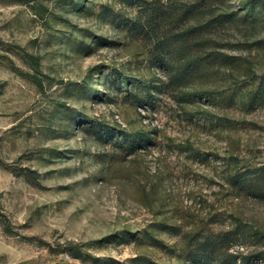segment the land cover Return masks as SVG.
<instances>
[{"label": "rangeland", "instance_id": "rangeland-1", "mask_svg": "<svg viewBox=\"0 0 264 264\" xmlns=\"http://www.w3.org/2000/svg\"><path fill=\"white\" fill-rule=\"evenodd\" d=\"M0 264H264V0H0Z\"/></svg>", "mask_w": 264, "mask_h": 264}]
</instances>
